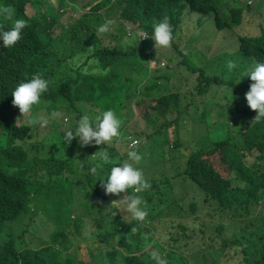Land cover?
<instances>
[{
	"label": "trees",
	"instance_id": "trees-1",
	"mask_svg": "<svg viewBox=\"0 0 264 264\" xmlns=\"http://www.w3.org/2000/svg\"><path fill=\"white\" fill-rule=\"evenodd\" d=\"M222 1L227 2V0H118L117 8H113L107 7L114 2L113 0H97L91 6L93 9L84 13L81 21L77 23L78 28L74 32V38L77 39L78 43L74 44L73 41L68 39V34H65L68 39L66 48L71 47L79 54L88 47L93 46L92 52L87 55L81 66L87 65L89 62L91 65L101 68L103 72L110 71L95 77L94 80L89 76L80 77L79 74L77 77L71 76L54 80V77L58 74L54 70L62 68L61 66L64 63L54 64L51 62L50 58L54 57L55 54H48L47 51L50 49V41L55 37L51 33L52 28L55 30L57 19H59L56 14L59 12L51 8V11H48L50 14L43 13L42 18L37 19L34 14L27 15V3H32L33 0H0V5H11L15 9L14 19H24L28 22V26L21 33L22 38L13 47H3V41L0 40V264H84L77 263L69 255L61 257L62 252L66 249L59 248L58 239L63 234L68 235V239L64 242L68 246H74L75 239L83 241L86 234L98 239L105 245L92 241L86 242L89 250H92L93 254L98 256L104 255L102 247L110 244V238L115 236L117 246L120 248L116 247L113 260L102 258L98 264H158L157 259L152 255L153 252L166 264H218L220 258L218 253H209V248L213 247L212 245L217 241L216 237L211 235L216 231L221 232L224 226L228 228V231H234L236 239L235 242L233 239H230V242H223L217 248L219 251L227 248H241L242 259L240 260L239 256L236 264H264V173L253 170L246 161L255 155L257 160L264 162V118L256 121L254 118L257 113L254 110L244 111V115H249V120L240 121L236 132L227 133L225 138L212 142V146H201L196 141L201 140L196 139L193 130L186 128V122L182 121L180 115H177L169 124H163L160 127L156 125V122L170 107L177 110L179 114L180 104L177 93L165 94L156 78H152L155 82L153 85L145 86L146 93H137L140 88L137 80L125 85V81L130 78H124L123 71L119 73L123 82L116 83L119 77L118 73H115L116 68L125 67L128 63L127 60H130L132 65L136 67L135 64L140 63L134 60L138 53L147 57L149 61L152 58L155 60L157 56H161L157 55V49L154 46L152 49L154 41L150 37L153 26L165 16L169 18L172 26L173 40L171 43L176 45L174 50L182 55L183 63H185L187 52L178 48L176 44L184 9L198 15L196 20L199 25H202L210 14L214 13L217 28L227 31L230 35L229 39L238 42L237 48L233 52L235 57L225 58L217 67H228V62L233 61L236 63V67H241L245 71L247 67H254L252 58H256L255 62L264 63V26L256 34L241 35L231 32L232 28L235 27L231 23L241 26L242 8L232 9L230 18L227 20L222 13L217 11V5ZM63 2L64 0L59 4L61 9ZM260 3H264V0H260ZM240 5L245 6L246 4ZM102 10H105L107 15L101 13ZM114 12L115 23L117 24L109 26V30L102 33V37H99L97 33L100 32V26L109 20L112 23L114 22V18H112ZM106 18L108 19L106 20ZM128 21L133 22L138 29L148 32L149 38H135L127 46H122L119 41L113 46L104 44L103 39L112 35L110 33L111 29L117 30L120 36L127 33ZM0 25H3L0 30H9L12 27V21H6L3 17H0ZM60 28L61 33H63L64 29ZM144 44L145 46L141 47ZM148 50H150L149 53ZM49 62L51 65H49ZM43 63H48V65H43ZM65 63H72V61L70 58H66ZM187 66H189V63ZM71 68L74 70L75 67ZM35 73L42 74L51 83L48 91L42 95L41 103L34 106L32 113L28 116L29 120L40 116L41 109L46 107V100L52 103L49 113H62L65 118V111L66 116L68 115L67 117L70 118L69 120L72 119L73 124L71 127H74L76 121L83 115H88L92 119L96 117L97 113L90 105H98L101 111L111 109L115 112L117 111L115 109L116 105L118 111H120L119 108L122 106L121 103L124 101L126 94L128 99L134 95H139L140 98H144L145 102L153 104V111L158 112L159 115L153 113L148 116V119V113H146V118L141 117L139 121H135L138 122V125L134 123L128 129L125 128L128 122L121 118L120 131L122 135L119 138L120 140H114L113 142L126 141V145H128L132 140H136L134 138L139 135V129L141 132H145L147 126L153 129L149 134L152 141H158L161 147L163 144L164 146L168 145L170 148L175 149V152H178V163H170L171 170L175 169V172L166 177L163 175L164 171H162V177H155L151 182L150 189L155 190L153 195L158 196L160 202H162L161 211L158 214L166 213L162 211L163 206L169 205L166 198L171 200L170 205L174 204L179 207L176 199L181 197L184 203L188 197L187 208L190 210L196 211L199 209V205L202 204L203 209L212 206L213 211H218L220 215L226 213L230 215L248 214L253 208L260 207L261 210L256 218L258 220L257 226L249 230L248 226L250 225L246 224L247 226H240L237 231L236 229L231 230L232 227L236 226L231 221L212 224L208 219L199 217L194 219L193 224L182 221L177 222L175 226L181 227L182 234L169 236L167 242H165L159 231L157 232L156 227L152 226L149 221H137L132 218L129 221L125 220L120 214V210L116 209V205L111 204L113 200L120 199V195H106L99 178L102 177L106 180L115 163L104 164L98 155L94 157L96 152L108 147L92 144L87 147V154L81 155L79 161L76 162L73 159L78 145V138H74L70 144L64 142L66 129L64 121L62 119L57 120L58 116H56V121L49 125V132L44 137L39 134L40 132L38 136L35 135L36 128L34 126H29L26 123L18 125L19 123L15 120L11 109L12 92L18 83L30 79ZM142 73V79L147 77L145 72H140V74ZM82 78L88 80L83 82ZM209 83L211 87L218 86L217 79L204 78L202 74L200 77L202 92L209 90ZM250 84L249 81L240 82L239 80L234 85L233 93L237 92L241 86V89H249ZM132 88L134 94L129 93ZM95 91H98L99 95H96ZM111 99L115 101L114 104H111ZM105 100L108 101V105L102 106ZM183 111L184 109L181 111L182 116ZM21 117L22 114L18 118ZM198 119L205 124L203 119L190 115V118L187 119L190 122V129L196 126ZM183 122L185 125L182 124ZM204 129L205 133H202L203 135L207 133V126L204 125ZM141 132L140 134H142ZM201 132H203L202 126ZM183 133L188 134L182 139L180 136ZM33 134L35 136L34 144V141L31 140ZM129 137L131 138L129 139ZM192 139H195V141H192ZM43 141L50 144L55 143L56 146L54 149H47L46 151L44 148L46 145ZM38 144L42 145V148H39ZM185 146H192L190 153L185 151ZM63 148L68 151L64 156L59 154ZM53 151L58 154V157L57 154H53ZM108 151L116 162L123 161L122 156L116 153L114 149L108 148ZM44 153L48 154L42 156ZM215 155L220 158V162L223 163L222 166L227 167V170L217 169L211 162V158ZM93 166H97L96 175L91 172ZM76 171L78 178L75 179L73 174ZM66 178H70V187L66 190L59 188L57 186L59 179ZM237 181H243L244 184L240 185ZM38 182L41 186L38 185ZM178 182H181L193 193L175 196V188ZM76 184L82 187L77 188L79 192L87 197H84L83 201L76 202V204H80L78 209L69 204L72 200V188ZM43 186L45 187L42 188ZM51 191L56 193V203L54 202V204L58 208V219L54 223L50 220L54 227L48 233L50 238H41V242L49 241L52 245L30 247L22 241L26 228H29L30 225L29 222L25 223V220L31 222L37 217L34 216L36 214L34 212V202H37L39 196L41 200L45 201L46 208H50L47 202L54 200L48 195ZM197 191H202L203 194L194 200L190 199V195ZM261 191L263 195H260ZM151 196L148 201H152ZM161 196H164V198H161ZM201 199L202 202H199ZM117 203L120 204V202ZM183 203L180 205L183 206ZM120 206H122V202ZM213 211L206 212L207 216H213ZM114 212L115 215H113ZM147 216L151 220L156 218V216H151L150 211H148ZM48 218L50 219V217ZM248 219L249 217L243 218L245 221ZM5 221H16L19 224H25V229L21 232L16 231L15 228L14 231L13 228L3 230ZM95 221H98V224H94ZM46 222L43 221V224L36 229L42 232L48 230L50 224L46 225ZM165 223L170 224L169 222ZM249 223L253 225L251 221ZM119 225L126 233L121 235L115 231ZM209 230L210 237L208 238L209 243H207L209 245L206 253L204 251L201 254L200 251H196L193 253L194 261H190L186 254L181 251V244L186 239L195 237L196 233L207 239ZM131 232H135L136 237H130ZM129 238L137 245L138 249L134 253L129 252ZM108 255L110 256L111 253L109 252ZM214 259H216V262ZM90 264L93 263L90 262Z\"/></svg>",
	"mask_w": 264,
	"mask_h": 264
},
{
	"label": "rangeland",
	"instance_id": "rangeland-1",
	"mask_svg": "<svg viewBox=\"0 0 264 264\" xmlns=\"http://www.w3.org/2000/svg\"><path fill=\"white\" fill-rule=\"evenodd\" d=\"M61 1L62 0H33L32 3H27L28 5L26 7L27 15L30 16L34 14L37 19H41L43 13L50 14V12L48 11H51V8H54L57 12H59L56 14V17H58L59 19H57L55 30H53L52 28L51 33L55 37L51 41L47 40L51 42L50 49L47 51V53L55 54L54 57H51L52 60L50 58V61L54 64L64 63L61 66L62 68L54 70L58 73L57 76L54 77V80H59L64 77L69 78L71 76L77 77L78 74L80 75V77L89 76L92 80H94L95 77L109 72L110 70L103 72L101 68H97L91 65L89 62L87 65L81 66L85 62L84 60L87 55L92 52L93 46L88 47L79 54H77V51L75 49H71V47H69L68 49L66 48V41L68 39L73 41L74 44L78 43L77 39L74 38V32L78 28L77 23L81 21V17H83L84 13H86L90 9H93V7L91 8V6H93V4L97 2V0H64L62 9L59 6V4H61ZM113 1L114 2L107 7L117 8L118 0ZM240 4L246 5L241 6ZM237 8H242L241 26L231 23V25L235 26L232 28L233 31L231 30V32L241 35L259 33L260 28L264 26V3L261 4L260 0H227V2L222 1L217 5V11L219 13H222L227 20L230 18V11ZM183 11L184 13L181 16L180 21L179 38L176 40V44L178 45V48H181L182 50H185L187 52L185 63H183L184 60L182 55L174 50L176 48V45H173L171 43L170 47L168 48H159L156 50L157 55L161 56H157L155 60H153L152 58V60L149 61L147 60V57L141 56V53H138L137 56L134 57V60L140 62L139 64H135L136 67L132 65L130 60H127L128 63L126 64V66L120 67L119 69L116 68L115 73H118L119 76V73L123 71L124 78H130L129 80L125 81V85L132 83L133 80H137L140 86L137 93H146L147 91L145 90V86H150L155 83L152 78L158 79L157 83L160 85V88L162 87L164 89L165 94L177 93L179 95L178 102L180 104V107L178 108L179 114L177 110L170 107V109L166 111V113L162 115V117L156 122V125L160 127L163 124H169L175 119L177 115H180V117H182V121L186 122V128L188 130H193L196 139L201 140H196L201 146H212V142L225 138L227 136V133L231 134L233 132H236L240 121L245 122L247 119L249 120V115L243 114L244 111H252L249 108L245 98V93L249 89H241V86L239 87L240 89L238 88L239 90H237V92L233 93V91L234 85L238 83V80H240V82L249 81L250 83H252L250 77L244 76L245 73L251 69V67H247L245 71L241 67H235L231 70L228 67H217L220 62L225 60V58L235 57L233 52L237 48L238 42L229 39L230 35L227 31L217 28L214 13L210 14V16L202 25H199L196 20L198 15H196L195 13H190L185 9ZM101 13L107 15V12L105 10H102ZM114 14L115 12L112 13L114 22L111 23L110 26L117 24L115 23L116 17L114 16ZM107 19L108 18H106V20ZM60 27L64 29L63 33H61ZM126 29L127 33H125L123 36H120L117 30L111 29L110 33L112 35L111 37L107 36L103 39L104 44L113 46L119 41L122 46H127L132 43L131 40L135 38L140 39L141 34L145 33L144 31L138 29L137 26L131 21H128ZM65 34H68V39ZM97 35L99 37L103 36L101 32L97 33ZM143 46H145V44L141 47ZM153 46L154 44H152V49ZM149 52L150 50H148V53ZM66 58H70L72 63H65ZM252 60L254 61L255 65L257 63L255 62L256 58H252ZM188 63L189 66H187ZM43 65L47 66L48 63H43ZM49 65H51L50 62ZM71 67H75L74 70H72ZM140 72H145L147 74V77H144L142 79L143 73L140 74ZM229 72L233 74H230ZM202 74L204 78L212 77L214 79H217L218 86L211 87L209 83V90L202 92L200 89V77ZM87 80V78H82L83 82ZM118 82H123V80L120 79V76L116 80V83ZM116 90L118 89L116 88ZM133 90L134 89L132 88L129 93L134 94V92H132ZM95 94L99 95L98 91H95ZM126 96L124 98V101L121 103L122 106H120L119 108L120 111H118L116 105L115 109H117V111L115 112L114 110H112L115 112L119 120L122 118L123 120H126L128 122L127 127H125L126 129H128L130 126L132 127L134 123L138 125V122L135 121H139V119L143 116L146 118V113H148L147 117L153 113H155V115L158 113L153 111V104L145 102L144 98H140L139 95H134L130 99L126 98ZM114 103L115 101L111 99V104ZM45 104V109H41L40 111V116L49 119V124L45 127H40L39 125H30L28 122V116L18 118L21 113L19 112V109H16V107H14L13 105H11L12 114L15 117V120L19 123L18 125L26 123L29 126H34L36 128V131H34L35 135L38 136V133L40 132L39 134L44 137L49 132V125H51L52 122L56 121V116H53L51 113H49V110L52 107V103L46 100ZM103 105H108V101L105 100L102 106ZM90 107L97 113V115L104 112L99 110L98 105H90ZM209 107H211V109H209ZM52 109L56 110L55 108ZM183 109L184 111L182 112V116L181 111ZM64 114L65 118L67 119L64 118V115H62V113H59L57 120L62 119V121H64L65 129L71 128V125L73 124L72 119L69 120L70 118L66 116L65 111ZM190 115L195 116L196 118L203 119L205 124L200 122L201 120L198 119V121L196 122V126L193 129H190V122L187 121V119L190 118ZM208 119L210 120V123ZM182 124L185 125L184 122ZM204 125L205 127L207 126V133L205 135L202 134L205 133ZM201 126L203 127V132H201ZM152 130L153 129L147 126L145 127V132H141L139 129V135L135 136L136 138H134L136 139L135 141H138L137 150L143 157L142 161L139 165H137V167L142 169L145 178L150 183L154 180L155 177H162V171H164L163 175L166 177L170 173H174L175 169L171 170L172 166H170V163L177 164V157H179V154L177 151L175 152V149L170 148L168 145L164 146V144L161 147L158 141H152L149 136ZM140 132L142 134H140ZM186 134L188 133H183L180 137L183 139ZM43 137H41V139H43ZM31 140L34 141V144V134L32 135ZM192 141H195V139H192ZM43 142L46 145L44 146L46 151L47 149H54V147L56 146L55 143L50 144L46 141ZM77 142L78 145L73 159L76 162L79 161L81 155L87 154V147L90 146H81L79 141ZM129 145L130 143L126 145V141H121L118 143L113 142L110 148L114 149V151L124 159L126 158V155L122 154H126V152L129 150ZM38 146L39 148H42V145L38 144ZM104 146L108 147V145L106 144H104ZM190 148H192V146L184 147L185 151L187 152L190 151ZM67 152L68 151H65V148H63L62 152L59 154L64 156ZM47 154L48 153H44L42 156H46ZM53 154L55 155L57 153L53 151ZM56 156L58 157V154ZM211 159V162L216 166L217 169L224 171L227 170V167L222 166L223 163L220 162V158L217 155H215ZM165 160H167V162H165ZM246 161L249 164L248 166H251L253 170H258L260 171V173H264V162L257 160L255 155L251 156ZM73 177L75 179L78 178L77 171L73 174ZM69 180L70 178L59 179V181L57 182V186L66 190L70 187ZM237 182H239L240 185L244 184L243 181ZM38 185L41 186L39 182ZM44 187L45 186H43L42 188ZM78 187L82 188L78 184L73 186L72 200L69 202V204L75 209H78V206L80 205L76 204V202L83 201L84 197L87 198L86 195H83L81 194V192H79V190L77 189ZM175 191V196H179V194L193 193L192 191L188 190L187 187L183 186L181 182L177 183ZM154 193V189H149L145 192L137 193V195H140L143 200L146 201L147 212L150 211L151 216H156V218L152 220L148 216H146L145 220L149 221L152 226L156 227L157 232L159 231V234L161 235V237H163V239H165V242H167V238L169 236L182 234L183 231H181V227L175 226L177 222L182 221L193 224L194 219H197L199 217L208 219V221H210L212 224L231 221L236 225L235 227H232L231 230L236 229L237 231L240 229V226L243 227L247 226L246 224H249L250 226H248V229L251 230L254 229L258 224V220L256 218L258 212H260L261 210L260 207L253 208L250 213L242 215H230L227 213L220 215L218 211H213L212 206H210L208 209H203L202 204L199 205L198 210L194 211L187 208V203L189 202L188 197L184 203L181 197L176 199L179 207L175 206L174 204L170 205L171 200L169 198H166L168 192L166 193L165 198L169 201L170 207L169 205L162 207V211L166 212L167 214H158L161 211L162 202H160L158 196L153 195ZM132 194V190L128 189L126 193L120 194V199H122L124 195L130 196ZM202 194V191H197L193 195H190V199L194 200ZM48 195H50L54 199L52 202H47L50 208H46L45 201L41 200L39 196L37 198V202H34V212L36 213L34 216L37 217L31 222L25 220V223L29 222L30 225L29 228H26V232L22 237V241L24 244L30 247H37L38 245H52L49 243V241H46L45 243L41 242V238H50L48 233L54 228L50 220H52V222L54 223L55 220L58 219V208L55 207L54 204V202L56 203V193L54 191H51L50 193H48ZM80 195L82 196V198ZM260 195H263L262 191L260 192ZM150 196L152 198V201H148ZM161 198H164V196H161ZM119 202L120 204L122 202V206H120V204L118 203L120 208L126 207L123 201ZM199 202H202V199ZM182 203L183 206L180 205ZM118 210H120V214L124 217L125 220H130L131 215L128 214L126 210ZM209 211H213V216H207L206 212ZM48 217H50V219ZM244 217H249L248 220L251 221L253 225L250 224L248 220H243ZM43 221H47L46 225L48 223L50 224L49 229L45 232L38 231L36 229L43 224ZM165 222H169L170 224ZM3 224V230L6 228H13L14 231L15 228L16 231L21 232V230L25 229V224H19L16 221H5ZM94 224H98V221H95ZM115 231L121 235L126 233V231L121 228L120 225L115 229ZM211 236H215L217 241L212 245L213 247L209 248V253H218V256H220L218 264H236L239 256L240 260L242 259L243 254L241 248H227L220 251L217 249L222 245L223 242H230V239H233V241L235 242L236 236L234 234V231H228V228L224 226L221 232L216 231ZM130 237H136V233L131 232ZM209 237L210 230L207 239H204L199 235V233H196L195 237H190L181 244V251L186 254L190 261H194L193 253H195L196 251H200L201 254L204 251V253H206L207 247L209 245L207 244L209 243ZM66 239H68V235L64 234L62 235V237H60V239H58V243H60L59 248L66 249L62 252L61 257L69 255L73 257L77 263L90 264V262H92L93 264H98V262L101 261L102 258L113 260V254L115 253L116 247L120 248L119 246H117L116 237L113 236L110 238L111 243L107 246L102 247L104 255L98 256L93 254V251L89 250L88 244H86V242L92 241L101 245H105L101 241H98V239L90 237V235L86 234L83 238V241L75 239L74 246H68L64 244ZM129 246L130 253H134L138 249L137 245L134 244L130 238ZM109 252L111 253L110 256L108 255Z\"/></svg>",
	"mask_w": 264,
	"mask_h": 264
},
{
	"label": "clouds",
	"instance_id": "clouds-1",
	"mask_svg": "<svg viewBox=\"0 0 264 264\" xmlns=\"http://www.w3.org/2000/svg\"><path fill=\"white\" fill-rule=\"evenodd\" d=\"M14 15L15 9L11 5H0V17H3L6 21H12V27L9 30H0V40L3 41V47L5 48H11L19 42L22 38L21 33L23 29L28 26L26 20L14 19ZM111 23L110 20L106 21L105 24L100 26L99 31L101 33L107 32ZM2 28L3 25H0V29ZM148 38V32L140 36V39ZM150 38L154 41L156 49L170 47L173 35L172 26L167 16L153 26ZM227 66L231 70L236 67V63L229 61ZM244 76L250 77L252 81L249 90L245 93V98L249 108L257 113L254 120L259 121L261 118H264V63L257 62ZM50 83L51 81L45 79L40 73H35L30 79H25L18 83L12 92V105L19 109L22 117L29 116L34 106L41 103V97L48 91ZM52 115L59 116V113H53ZM28 122L30 125L45 127L49 124V119L37 116ZM121 123L115 112L111 109L104 111L94 119L88 115H83L76 121L74 127L65 130L64 142L70 144L74 138H78L81 146L106 144L110 148L114 140L121 138ZM93 124L95 125L94 127ZM137 147L138 141L132 140L129 150L126 154H122L126 155V158L122 162H116L110 156L108 148L99 150L94 154V157L98 155L104 164L115 163L106 180L99 177L101 179V187L104 189L106 195L119 196L121 193H126L128 189H131L133 192L130 196L124 195L122 199L113 200L111 204L116 205V209L126 210L133 220L144 221L148 215L147 205L146 201L140 195H137V193L149 190L151 183L145 178L142 169L137 167L143 159ZM91 172L96 175L97 166H93ZM119 201H123L126 207L120 208L117 203ZM115 214L114 212L113 215ZM152 255L157 259L158 264H166L155 252ZM214 261L216 262V259Z\"/></svg>",
	"mask_w": 264,
	"mask_h": 264
},
{
	"label": "bare ground",
	"instance_id": "bare-ground-1",
	"mask_svg": "<svg viewBox=\"0 0 264 264\" xmlns=\"http://www.w3.org/2000/svg\"><path fill=\"white\" fill-rule=\"evenodd\" d=\"M140 28V27H139ZM68 116V115H67ZM96 213V212H95Z\"/></svg>",
	"mask_w": 264,
	"mask_h": 264
}]
</instances>
